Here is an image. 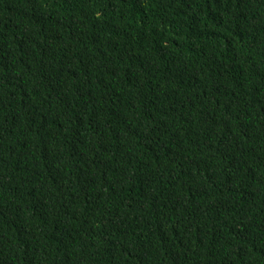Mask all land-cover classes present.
<instances>
[{
  "label": "trees",
  "instance_id": "1",
  "mask_svg": "<svg viewBox=\"0 0 264 264\" xmlns=\"http://www.w3.org/2000/svg\"><path fill=\"white\" fill-rule=\"evenodd\" d=\"M0 264H264V0H0Z\"/></svg>",
  "mask_w": 264,
  "mask_h": 264
}]
</instances>
